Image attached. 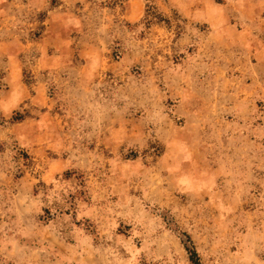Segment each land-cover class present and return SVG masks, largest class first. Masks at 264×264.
<instances>
[{
  "label": "rangeland",
  "instance_id": "1",
  "mask_svg": "<svg viewBox=\"0 0 264 264\" xmlns=\"http://www.w3.org/2000/svg\"><path fill=\"white\" fill-rule=\"evenodd\" d=\"M7 1L0 42L38 40L31 0ZM128 1L87 0L62 67L0 56V264H192L185 234L200 264H264L261 71L174 0L129 24Z\"/></svg>",
  "mask_w": 264,
  "mask_h": 264
},
{
  "label": "crops",
  "instance_id": "2",
  "mask_svg": "<svg viewBox=\"0 0 264 264\" xmlns=\"http://www.w3.org/2000/svg\"><path fill=\"white\" fill-rule=\"evenodd\" d=\"M0 1L2 4V0ZM11 1L14 3V0L7 2ZM86 1L57 0V4L51 6V0H31V14L35 15L31 26L36 28L37 24L41 23L43 26L41 37L38 40H31L30 44L20 42L18 39L8 44L0 42L2 51L0 56L18 59L21 51L28 49L27 51H31L33 62L48 68L62 67L77 53L84 54L83 36L86 32L85 27L89 25H86L88 20L82 7ZM136 4L139 8L134 12L132 7ZM238 5L232 8L227 5L215 6L207 2V5L200 8L198 0L171 2L172 8L185 19L195 25H204L205 48L206 45H213V42L220 45L229 55L227 61L231 58V61L241 64L243 69H247L245 71L249 78H253L255 71L259 76L261 71L264 79V0H243ZM1 6V16L10 14V9L5 10ZM41 12L45 14V18L37 20L36 15ZM12 13L17 14L14 10ZM143 15L140 1L129 0L125 15L123 14L126 22L136 23ZM249 65L253 70L251 72L248 69Z\"/></svg>",
  "mask_w": 264,
  "mask_h": 264
},
{
  "label": "trees",
  "instance_id": "3",
  "mask_svg": "<svg viewBox=\"0 0 264 264\" xmlns=\"http://www.w3.org/2000/svg\"><path fill=\"white\" fill-rule=\"evenodd\" d=\"M184 236H185L186 242H187V245H185V247H186V250L188 251L189 258H190L192 264H200L199 255L196 251V248H195L190 236H188L187 234H185Z\"/></svg>",
  "mask_w": 264,
  "mask_h": 264
}]
</instances>
